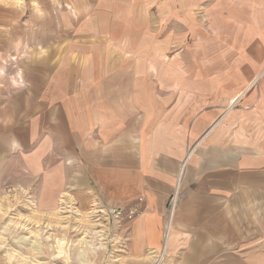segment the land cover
Returning <instances> with one entry per match:
<instances>
[{
    "label": "crops",
    "instance_id": "1",
    "mask_svg": "<svg viewBox=\"0 0 264 264\" xmlns=\"http://www.w3.org/2000/svg\"><path fill=\"white\" fill-rule=\"evenodd\" d=\"M102 3L86 31L0 32L1 184H29L46 213L137 208L110 220L111 263L264 264V16L156 65L148 34L102 29Z\"/></svg>",
    "mask_w": 264,
    "mask_h": 264
},
{
    "label": "rangeland",
    "instance_id": "2",
    "mask_svg": "<svg viewBox=\"0 0 264 264\" xmlns=\"http://www.w3.org/2000/svg\"><path fill=\"white\" fill-rule=\"evenodd\" d=\"M11 2L7 0L8 7L3 9L4 1L0 0V18L8 21H1L0 32L20 33L25 42L31 32H60L62 27L71 32L86 31L83 11L93 12L95 0H89L85 9L73 6L74 0H66L65 4L70 5L66 7L65 0H61L63 8H56L53 13L43 6L45 0H16L19 6L14 8ZM102 2L100 14L107 15L102 29L132 32L135 39L142 32L148 34L149 63L156 65L173 59L186 63L205 58L199 54L206 48H221L223 32L236 26L238 17L264 16V0ZM63 15L73 19L70 25L59 23ZM4 76L6 73L0 69V85ZM104 213L95 204L87 211L77 209L67 199L60 202L55 212L46 213L31 198L29 184H1L0 114V264H116L110 261L112 217Z\"/></svg>",
    "mask_w": 264,
    "mask_h": 264
},
{
    "label": "built area",
    "instance_id": "3",
    "mask_svg": "<svg viewBox=\"0 0 264 264\" xmlns=\"http://www.w3.org/2000/svg\"><path fill=\"white\" fill-rule=\"evenodd\" d=\"M175 200L173 199L171 205V211L174 210ZM112 214V222L116 224H120L122 219L125 217L128 220L134 219L138 215V210L135 207H132L126 215H122V210H113L109 211Z\"/></svg>",
    "mask_w": 264,
    "mask_h": 264
},
{
    "label": "bare ground",
    "instance_id": "4",
    "mask_svg": "<svg viewBox=\"0 0 264 264\" xmlns=\"http://www.w3.org/2000/svg\"><path fill=\"white\" fill-rule=\"evenodd\" d=\"M58 245V244H57Z\"/></svg>",
    "mask_w": 264,
    "mask_h": 264
}]
</instances>
